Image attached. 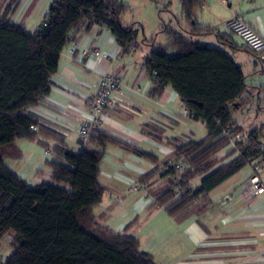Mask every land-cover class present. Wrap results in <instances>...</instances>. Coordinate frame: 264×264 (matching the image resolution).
I'll return each mask as SVG.
<instances>
[{
	"label": "trees",
	"instance_id": "1",
	"mask_svg": "<svg viewBox=\"0 0 264 264\" xmlns=\"http://www.w3.org/2000/svg\"><path fill=\"white\" fill-rule=\"evenodd\" d=\"M16 1H10L0 19V242L11 234L13 249L2 264H154L139 250L136 238L114 233L102 224L94 208L104 192L98 179L108 147H119L153 164L157 159L97 129L89 145L75 154L31 111L49 94L50 78L73 31L87 32L96 25L120 46H130L137 44L136 24L123 27L121 17L127 7L118 0H52L46 26L41 21L37 31L28 32L11 22L19 5ZM197 1L182 2L187 32L162 26L178 56L168 58L159 48L144 60L152 77L150 95L157 98L170 88L182 101L187 117L206 133L198 141L173 147L174 163L182 167L181 173L156 164L143 177L148 180L160 168L162 176H169L168 188L154 195L148 210L164 207L174 218L193 209L201 212L209 192L264 158L257 131L248 133L247 141L236 149H228L229 142L222 137L226 129L242 132L231 112L246 102L244 77L224 53L192 39L211 34L192 19ZM18 139L35 141L44 150L49 146L42 140L55 141L50 159L44 162L51 184L30 186L3 163L6 151Z\"/></svg>",
	"mask_w": 264,
	"mask_h": 264
},
{
	"label": "crops",
	"instance_id": "2",
	"mask_svg": "<svg viewBox=\"0 0 264 264\" xmlns=\"http://www.w3.org/2000/svg\"><path fill=\"white\" fill-rule=\"evenodd\" d=\"M225 1H197L192 19L199 28L209 29L211 34L192 39L224 53L240 68L246 102L235 112L250 104L251 99L258 111L264 110L263 67L240 39L229 35L225 26L228 20L238 15L257 35L264 37V0H233L230 5H225ZM43 2H46L45 12L52 0H17L19 5L11 22L22 21L33 5L28 18L34 15L35 9ZM132 2L144 4L142 12H148L147 18L152 21L150 30L158 31L156 38L151 42L144 38L145 26L142 23L145 18H140L142 12L139 20L133 23L136 24V45L120 46L106 29L96 25L87 32L73 31L69 35L68 46L60 55L57 71L50 78L49 94L31 111L40 125L61 136L64 146L77 154L89 145L88 142L85 145L79 142L77 131L80 124L89 118L86 105L95 94L98 79L104 76L116 78L121 85L120 92L109 96L107 116L101 118L103 126L100 130L151 155L157 159L156 164L174 167L173 147L200 140L198 137L205 136V129L184 116V105L170 88L157 98L150 95L152 77L144 66V60L154 45L163 43L162 40H165L164 45H171L166 35L159 32L163 25L180 33L189 30L181 11L183 0ZM130 3L131 0L123 5L129 9ZM157 18L158 23L153 22ZM41 21L40 18L33 32L39 29ZM122 25L125 28L131 26L123 22ZM236 124L245 132L241 124ZM254 131L259 130L254 128L246 133ZM23 141L26 140H16L5 156L15 151L16 157L22 158L23 153L17 144H23ZM42 141L48 143L47 150L35 141H26L43 149L34 152L35 164L41 158L50 159L49 150L56 146L54 140ZM228 149L233 148L228 146ZM45 151L49 154L45 155ZM156 164L116 146L106 149L100 163L98 182L104 190L102 199L105 191L107 199H101L102 205L100 202L98 208H94V214L102 219V224L114 233H126L136 238L139 250L149 255L154 264H264V192L255 194L251 186L254 178L264 185V169L256 172L253 170L255 162L247 165L208 193V204L204 210L198 212L193 209L174 218L164 207L155 206L148 210L154 197H151L149 183L156 179V184L160 185L169 178L161 175L163 170L160 168L148 180H143ZM35 169L24 174L25 179L29 178L31 182L22 180L30 186L44 184L32 182L40 177ZM11 170L17 176L23 173L21 169ZM135 183H144L146 187L128 192L129 186ZM110 216L113 219L110 220ZM12 252L13 249L10 254Z\"/></svg>",
	"mask_w": 264,
	"mask_h": 264
},
{
	"label": "rangeland",
	"instance_id": "3",
	"mask_svg": "<svg viewBox=\"0 0 264 264\" xmlns=\"http://www.w3.org/2000/svg\"><path fill=\"white\" fill-rule=\"evenodd\" d=\"M120 2H123V4H126L127 2H129V0H120ZM9 4V0H0V19L2 18L3 15V11L6 8V6ZM46 2L41 5H39L37 7V9H35L34 15L32 14L29 18V14L31 12V10L34 8V5L31 7V10H28L25 18L22 21H17L14 20L13 23L18 26V27H25L26 30L28 32H33L37 25V23L39 22L40 18L42 20L43 18V12L44 10L47 8L46 7ZM131 7L129 9H127V11L125 12V15L122 17V22L124 25H131L134 23V21L139 20V14L142 12L143 6L144 4H138L136 5L135 3L132 2L130 3ZM134 4V5H133ZM156 15V14H155ZM148 16V12L144 11L140 14V18L144 17L145 19H143L144 23H142L145 28H144V38H147L148 41H152L153 39H155L156 37V32L158 31H154V30H150V24L152 23V21L150 19L147 18ZM157 22L158 23V18L155 19L153 22ZM161 31V29L159 30V32ZM155 32V33H154ZM162 37H159V39ZM158 39V40H159ZM149 42V43H150ZM162 42L164 44L165 40H162ZM160 44V45H154L153 46V51L157 50L159 48L163 49V52L165 54V56H167L168 58H174L176 56H178L177 52L171 47V46H166L164 44ZM207 45V44H206ZM208 46V45H207ZM250 104H248L247 106H245L244 108H242L241 110H239L238 112H235L234 110L231 112L232 113V118L234 121H236L237 123L241 124L243 127V129L245 130V132H248V130H252L254 128H257L258 131V138H257V145L260 148H264V110L258 111L257 110V106L254 103V101L251 99L250 100ZM204 137V135H200L198 137V139H202ZM23 144H17V146L19 147V150L23 153L22 158L18 159L16 157L17 153L14 151L12 155L8 154L3 158V163L17 171L21 169V174L18 175V177L20 178V180H25L27 182H31L29 178L25 179V173L30 172L31 169H35L36 171H39V175L40 177L36 178V180H32V182L35 183H44V184H51L49 177H50V170L48 167L45 166L44 162L46 160V158L44 157V159H40V162L38 163H34V152L36 151H43L42 148L36 146L35 144H31L30 142H22ZM33 145V146H32ZM23 149H26V151H23ZM223 155V154H222ZM14 156V157H13ZM26 171V172H25ZM36 171H34L33 173L36 175ZM32 172V171H31ZM38 180V181H37ZM158 183V180L153 179L150 183H149V190H151V197L154 196L157 193H161L164 192L167 188H168V178L164 179L162 181V184H156ZM176 193H178V191L176 190ZM107 199V192L105 191L104 196H103V201H105ZM103 201L101 202V205L103 203ZM100 205V204H99ZM98 208V206L95 207V209ZM109 219H113L112 216L109 217ZM11 234H9L8 236H6L4 239H2V243L0 244V256L4 257L5 259L7 258V256H9L10 252H11V245H10V241H11Z\"/></svg>",
	"mask_w": 264,
	"mask_h": 264
},
{
	"label": "built area",
	"instance_id": "4",
	"mask_svg": "<svg viewBox=\"0 0 264 264\" xmlns=\"http://www.w3.org/2000/svg\"><path fill=\"white\" fill-rule=\"evenodd\" d=\"M233 0H226L225 5H230ZM50 15L48 10L43 14L42 26L45 27ZM229 33L236 36L242 41L245 47L256 55L258 62L263 67L264 74V37L257 35L238 15H234L225 24ZM96 54V53H94ZM120 82L113 77L104 76L98 79L95 86V94L91 101L86 105V109L89 113V118L83 121L78 127L77 136L82 145H85L94 130H100L102 128L101 118L107 116L108 99L113 93L120 92ZM184 116H187V111L184 109ZM222 137L226 138L229 142V147L236 149L239 145L245 143L248 139V133L246 132H232L230 129H226ZM49 151H45V155H48ZM174 169L178 172H182V167L179 165L174 166ZM264 169V158L259 159L253 165L254 171H260ZM251 186L253 193L262 194L264 192V185L260 184L257 178L251 180ZM144 183L131 184L128 188V192H136L145 189ZM5 258L0 256V264L5 262Z\"/></svg>",
	"mask_w": 264,
	"mask_h": 264
}]
</instances>
